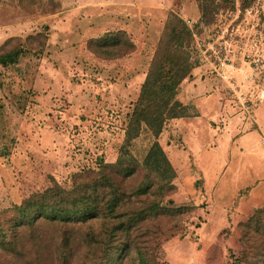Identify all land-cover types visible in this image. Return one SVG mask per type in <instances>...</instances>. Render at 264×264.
<instances>
[{
  "label": "crops",
  "instance_id": "obj_1",
  "mask_svg": "<svg viewBox=\"0 0 264 264\" xmlns=\"http://www.w3.org/2000/svg\"><path fill=\"white\" fill-rule=\"evenodd\" d=\"M59 1L60 9L42 17L45 20L40 25L46 28L48 37L41 52L33 55L36 65L34 74L28 81V89L34 93V99L39 105L47 103L50 109L56 107L52 100L61 89L62 95L73 104L65 110L63 119L57 122L58 127L76 126L75 129L84 140H91L90 144L98 145V150L95 148L93 155L96 151L98 157L105 161H114L113 148L115 145L119 147L124 138L123 130L122 134L119 133L122 128H119L120 115L125 116L130 111L150 56V51L147 54L146 49L149 43L145 36L147 27L143 24L137 26L129 18H124L126 21L122 22L116 21L113 16L99 17L92 21L87 17L88 8L84 6L91 2L70 6L64 4L67 0ZM154 1L157 0L141 4L123 2L121 9L125 14L137 16L136 19L141 23L144 21L140 13L145 7L154 8L155 10H150L156 11L155 13L162 11L161 14L165 17L168 10H158L159 6ZM97 3L92 1L93 5ZM114 11L121 12L119 9ZM196 14L198 15L197 10ZM73 15L71 25H68L70 22L67 19H71ZM110 29L125 30L134 42L135 49L113 59H101L90 53L85 47V40ZM159 31L149 40L150 44L155 42ZM10 35L7 34L3 39ZM21 57L13 64L15 67L10 76V86L16 89L24 88L27 82L25 70L19 67ZM73 63L82 65V76L77 79L81 83L76 90H68L70 88L67 84L70 82L64 79L66 73L61 70ZM201 65L205 66L204 72L197 75L196 67L192 68L189 76L181 80L176 90L175 98L186 106L185 114L166 120L158 140L175 172V191L168 196L167 204L190 207L192 204L189 201L195 197L207 202L208 216L203 222L205 228L197 230L198 246L187 239L186 235L175 231L164 230L159 234L160 250L164 251L168 264L226 263L227 252L237 256V251L241 249L240 226L264 204V145L259 142L264 136V103L259 104V99L254 105L251 123L244 122L237 115L234 116L235 120L234 117L224 120L223 115L237 111L230 106L227 91L221 90L219 86L225 80L218 75L212 62ZM57 66L60 72L56 70ZM139 70L140 75L137 74ZM93 71L104 74L96 73L98 75L95 80L102 81L96 87L87 83L90 81L87 77L94 75ZM84 75L87 77L84 78ZM100 76L109 79L102 80ZM207 76H213L215 83H211ZM86 83L90 88L86 87ZM0 84V108L4 113L6 110L2 101L9 100L10 94L4 89L3 83ZM94 97L99 98L96 104ZM45 105L44 108H48ZM55 111L56 109L53 110ZM87 112L101 115L95 118ZM14 113L18 119L17 130L24 129L25 119L23 115H19L21 110L17 109ZM237 114L240 115L238 112ZM93 118L99 119L103 127L100 128L101 134L91 127V122L95 120ZM218 119L222 122L219 123ZM6 151V147L1 148V153ZM88 157V160L83 159L84 162H92L94 157L91 154ZM217 202L218 208H215ZM208 223H212L214 228H207Z\"/></svg>",
  "mask_w": 264,
  "mask_h": 264
},
{
  "label": "trees",
  "instance_id": "obj_2",
  "mask_svg": "<svg viewBox=\"0 0 264 264\" xmlns=\"http://www.w3.org/2000/svg\"><path fill=\"white\" fill-rule=\"evenodd\" d=\"M218 1L195 0L199 17L210 20ZM44 30L3 39L0 66L6 69L24 54L40 53L48 37ZM193 44L192 29L168 10L122 129L121 150L141 133L148 134L142 156L125 150V159L97 157L93 165L71 174L69 186L52 179L50 185L0 209V264H162L154 240L157 221L189 208L163 205L175 191V172L158 137L166 120L185 114L186 106L175 94L193 66ZM85 47L95 57L113 59L132 52L135 44L125 30L110 29L88 37ZM240 231L239 256L246 264H264V204Z\"/></svg>",
  "mask_w": 264,
  "mask_h": 264
},
{
  "label": "rangeland",
  "instance_id": "obj_3",
  "mask_svg": "<svg viewBox=\"0 0 264 264\" xmlns=\"http://www.w3.org/2000/svg\"><path fill=\"white\" fill-rule=\"evenodd\" d=\"M92 1L98 3L93 5ZM128 1L138 4L149 2V0H71V2L67 0L64 4L75 6L77 4H84V2H91L89 5L84 6L88 8L87 17H90L89 19L92 21L97 20L99 17L113 16L116 21L122 22L126 21L124 18H129L134 24L136 22L135 25L137 26L143 24L144 27H147L145 36L147 37L146 41L149 42L146 46L148 54L154 47V43L150 44L149 40L154 38L158 33L159 27L165 17L162 16V11L155 13L156 11L150 10L154 8L145 7L142 13H140L144 21L141 23L140 20L136 19L137 16L133 17L132 15L125 14L126 12L121 9L124 5L123 2ZM218 2L220 3L218 10L210 20H205L199 17L195 0L154 1L159 6L158 10H173L180 16L184 14L185 17L183 19L190 20L192 33L196 35L195 37L205 39L209 43V45L206 44L205 48H199L193 44L194 50L190 53V60L194 62L192 63V68L196 67L197 75L204 72L205 66L201 64H205L206 62L218 64L219 61L216 57H219L221 60H232L236 64L241 63L242 60L251 61L252 57L258 53H261L264 57V0H225V2L219 0ZM60 6L59 0H30L29 2L27 0H0V40L7 34L24 38L28 34H33L39 30L44 32L45 28H43V25H40L45 20L42 17L50 13L48 10L51 8L54 9L53 11H57L60 9ZM116 9L121 10V12L116 13L114 11ZM196 10L198 15L196 14ZM74 16H71L72 18L67 20L70 22ZM68 25H71V22ZM35 61L36 59L31 52L21 57V65L19 67H23L25 70L27 82L24 88L18 89L10 86V76L15 66L10 65L5 70L0 66V82L3 83L4 89L10 94L9 100L2 101L6 111L2 113V109L0 108V209L18 203L31 192L41 190L50 185L52 179L63 186H69L71 174L83 166L93 165L95 158L98 157L96 151L94 155L92 153L98 145L90 144L91 140H84L81 133L75 129L77 128L76 126L75 128L58 127L57 122L59 123L63 119L62 116L66 114L65 110L71 108L73 104L66 96L62 95L61 89L57 91L58 93L54 95L55 99L52 100L56 104L55 108L50 109L47 103H42L48 107L44 108V105H39L38 101L34 99V93L28 89V81L32 74H34ZM244 69L246 71L248 68L244 67ZM56 70L60 72L58 66ZM82 71V65L74 63L65 66L64 70H61L62 73H66L64 79H68L71 83L67 84V87L70 88L68 90H71V88L76 90L78 85H80L81 82L77 79L82 76ZM96 73L101 74L102 72L93 71L94 75H89V77L84 75V78L90 79L87 83L95 87L99 86L100 82H102L101 80H95L98 75ZM137 74L140 75V70ZM102 75L104 74L102 73ZM100 77L102 80L109 79L105 76ZM207 77L211 83H215L213 76ZM87 83L86 87L90 88ZM63 85L65 86V84ZM219 86L221 90L227 91V99L233 100L234 105L230 106L233 109L239 110V106L236 104V101H238L236 91L227 82H224V84L220 83ZM247 87L254 88L256 94H258L257 91H261L262 94L259 96L261 102L259 101V104L264 103V78L259 81L250 82ZM238 88L239 86L236 85V89ZM93 100L94 104H96L99 98L94 97ZM17 109L21 110L19 115H23L22 117L25 119L24 129L17 130L16 128L18 119L17 114L14 112ZM48 109H50V112ZM54 109H56L55 112H53ZM237 112L234 110V112L223 115L224 120L227 121L236 115L239 117ZM87 114L93 115L95 118L101 115L97 112H87ZM219 119L218 122L221 123L222 120L220 121ZM119 120L121 124L119 128L122 127L119 133L122 134V129L126 123L124 114L120 115ZM30 123L31 125H29ZM91 127L98 134L102 133L103 127H101L99 119L92 121ZM100 128L102 129L100 130ZM140 135L136 138L133 145H129L125 149L127 152L130 151L129 154L137 157L142 156L149 140L148 134L143 132ZM97 140L99 141L100 138ZM5 147L7 148L6 153H1V148L4 149ZM125 150H121L120 147L115 145V148H113L115 160L117 158L125 159L128 157L124 153ZM90 154L94 157L92 162H84L83 159L88 160ZM168 196L165 197L163 205L170 207L167 204ZM189 202L192 205L190 207L187 206L189 209L185 210L181 215L176 216L175 214L168 213L159 217L157 221L154 240L158 244L156 255L162 264H168L164 251L160 250L158 241L159 234L164 230H171L186 235L187 239H190L194 245L197 244L198 246L199 244L197 230L200 227L205 228L203 222L208 216L207 202L204 203L203 200L196 199L195 197ZM214 207L218 208V202ZM207 228L212 229L214 225L208 223ZM240 245L241 249L237 251V256L232 252H227L226 263L222 262L223 264H233L235 262L246 264L245 259L239 256L243 249L241 243Z\"/></svg>",
  "mask_w": 264,
  "mask_h": 264
},
{
  "label": "built area",
  "instance_id": "obj_4",
  "mask_svg": "<svg viewBox=\"0 0 264 264\" xmlns=\"http://www.w3.org/2000/svg\"><path fill=\"white\" fill-rule=\"evenodd\" d=\"M185 22L191 28L190 20L185 19ZM192 35L193 42L197 47L205 48L206 44L209 45L205 39L196 38L194 33H192ZM216 59L219 63L213 64L217 68L218 75L236 91V97L238 99L236 104L239 106V110L237 111L240 114V118L244 122L251 123L253 120L254 105L259 100V96L262 92L257 91L258 94H256L254 88L247 87V85H249L250 82L255 80L259 81L264 78V57L261 53H258L256 56L252 57L251 61L242 60L239 64L228 59L221 60L219 57H216ZM244 67L248 69L245 71ZM236 85L239 86L238 89H236ZM231 105H234L232 100ZM259 142L261 145H264V136L260 138Z\"/></svg>",
  "mask_w": 264,
  "mask_h": 264
}]
</instances>
